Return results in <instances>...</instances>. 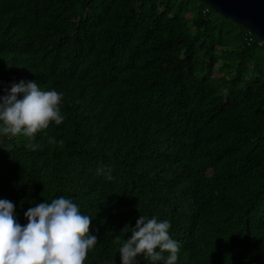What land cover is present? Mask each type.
Listing matches in <instances>:
<instances>
[{"label":"trees","instance_id":"trees-1","mask_svg":"<svg viewBox=\"0 0 264 264\" xmlns=\"http://www.w3.org/2000/svg\"><path fill=\"white\" fill-rule=\"evenodd\" d=\"M262 41L203 0H0V95L36 80L65 115L35 151L0 129V199L24 225L71 198L84 264H121L139 215L170 221L177 264H264Z\"/></svg>","mask_w":264,"mask_h":264},{"label":"clouds","instance_id":"clouds-1","mask_svg":"<svg viewBox=\"0 0 264 264\" xmlns=\"http://www.w3.org/2000/svg\"><path fill=\"white\" fill-rule=\"evenodd\" d=\"M0 95V129L10 137L26 135L35 151V134L65 120L62 92L43 90L36 80L13 82ZM50 142H52L50 140ZM27 223L16 219L15 205L0 199V264H84L98 243L89 234L92 217L83 214L71 198L60 196L24 212ZM170 221L139 215L135 226L125 225L118 252L121 264H177L181 244L170 235ZM166 254V255H165Z\"/></svg>","mask_w":264,"mask_h":264},{"label":"water","instance_id":"water-1","mask_svg":"<svg viewBox=\"0 0 264 264\" xmlns=\"http://www.w3.org/2000/svg\"><path fill=\"white\" fill-rule=\"evenodd\" d=\"M208 7L264 41V0H203Z\"/></svg>","mask_w":264,"mask_h":264},{"label":"built area","instance_id":"built-area-1","mask_svg":"<svg viewBox=\"0 0 264 264\" xmlns=\"http://www.w3.org/2000/svg\"><path fill=\"white\" fill-rule=\"evenodd\" d=\"M262 42H264V41H262Z\"/></svg>","mask_w":264,"mask_h":264}]
</instances>
